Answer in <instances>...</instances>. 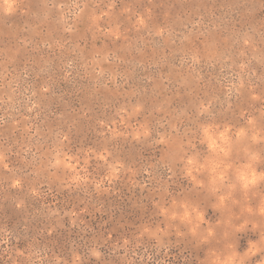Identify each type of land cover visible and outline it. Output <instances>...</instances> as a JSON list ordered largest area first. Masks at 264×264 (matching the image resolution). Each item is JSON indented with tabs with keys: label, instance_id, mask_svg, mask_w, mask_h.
I'll use <instances>...</instances> for the list:
<instances>
[{
	"label": "rangeland",
	"instance_id": "obj_1",
	"mask_svg": "<svg viewBox=\"0 0 264 264\" xmlns=\"http://www.w3.org/2000/svg\"><path fill=\"white\" fill-rule=\"evenodd\" d=\"M227 258L264 264V0H0V264Z\"/></svg>",
	"mask_w": 264,
	"mask_h": 264
},
{
	"label": "clouds",
	"instance_id": "obj_2",
	"mask_svg": "<svg viewBox=\"0 0 264 264\" xmlns=\"http://www.w3.org/2000/svg\"><path fill=\"white\" fill-rule=\"evenodd\" d=\"M191 163V162H190ZM240 183L244 186V187H248L250 185H253L256 183L257 181V177L253 174H244L241 173L238 177ZM223 264H232V258H227Z\"/></svg>",
	"mask_w": 264,
	"mask_h": 264
}]
</instances>
